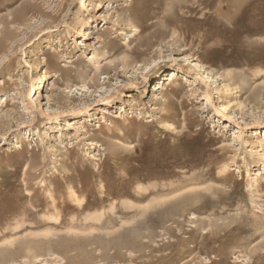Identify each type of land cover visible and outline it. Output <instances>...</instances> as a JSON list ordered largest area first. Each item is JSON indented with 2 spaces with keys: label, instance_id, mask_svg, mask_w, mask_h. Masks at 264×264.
Instances as JSON below:
<instances>
[{
  "label": "rangeland",
  "instance_id": "obj_1",
  "mask_svg": "<svg viewBox=\"0 0 264 264\" xmlns=\"http://www.w3.org/2000/svg\"><path fill=\"white\" fill-rule=\"evenodd\" d=\"M6 1L0 264H264V0Z\"/></svg>",
  "mask_w": 264,
  "mask_h": 264
},
{
  "label": "bare ground",
  "instance_id": "obj_2",
  "mask_svg": "<svg viewBox=\"0 0 264 264\" xmlns=\"http://www.w3.org/2000/svg\"><path fill=\"white\" fill-rule=\"evenodd\" d=\"M11 4H12V2L11 1H6V0H1L0 1V11H3V10H6V9H8L9 7H11ZM10 16H11V18L9 19V17H8V15H5V16H2V17H0V24L2 25V36L0 37V42L4 39V37L7 35V33H9L10 32V30H8L9 29V25H11V24H14L17 20H19V18H20V13H16V12H10ZM162 81V79H160L158 82H156V83H154V88H153V91L155 92V91H157V90H162V89H164V81L163 82H161ZM174 82V79L172 78L171 79V82H170V85H172V83ZM104 110V109H103ZM106 112H108L107 110H106ZM79 194V193H78ZM68 195V194H67ZM77 196V195H76ZM79 196V195H78ZM74 198V197H73ZM92 199V198H91ZM106 200V199H105ZM31 203V202H30ZM79 203V202H78ZM80 203H83V200L82 201H80ZM30 206V205H29ZM33 206V205H32ZM92 208V207H91ZM114 209H115V207H113ZM33 209H35V208H33ZM57 209V208H56ZM80 209V208H79ZM113 209V210H114ZM30 210V209H29ZM118 210H120V209H118ZM33 211V210H32ZM44 212V211H43ZM102 212V211H101ZM114 212V211H113ZM51 213V212H50ZM54 213V212H53ZM52 213V214H53ZM103 213V212H102ZM30 214V213H29ZM93 214V213H92ZM45 215V214H44ZM95 215V214H94ZM25 216V215H24ZM83 216V215H82ZM102 216H103V214H102ZM42 217H44V216H42ZM50 217H52V216H50ZM49 217V218H50ZM95 217V216H94ZM123 217V216H122ZM15 218V217H14ZM53 218H54V216H53ZM57 218V217H56ZM57 219H60V217L59 218H57ZM73 219V218H72ZM98 219V218H97ZM6 221V220H5ZM11 221V220H10ZM14 221V220H13ZM59 221V220H58ZM89 221V220H88ZM100 221V220H99ZM30 222V221H29ZM86 222V221H85ZM98 222V221H97ZM24 224V222H22L21 221V224ZM22 224V225H23ZM80 224V223H79ZM115 225V224H114ZM19 226V225H18ZM24 226V225H23ZM19 228H22V227H19ZM52 228H54V227H52ZM119 228V227H118ZM18 229V228H17ZM51 229V228H50ZM64 229V228H63ZM117 229V228H116ZM120 229V228H119ZM3 230V229H2ZM41 230H43V229H41ZM53 230V229H52ZM69 230V229H68ZM94 230V229H93ZM4 231H5V229H4ZM10 231V230H9ZM83 231V230H82ZM98 231V230H97ZM100 231V230H99ZM107 231V230H106ZM36 232V231H35ZM45 232V231H44ZM43 232V233H44ZM52 232V231H51ZM59 232V231H58ZM67 232V231H66ZM84 232H86V231H84ZM94 232V231H93ZM110 232V231H109ZM112 232H114L113 230H112ZM82 233V232H81ZM45 234V233H44ZM52 236V235H51ZM44 237V236H43ZM47 239H49L48 237H47ZM51 239V238H50ZM2 240V239H1ZM4 240V239H3ZM61 240H63V239H61ZM80 240H82V239H80ZM6 241V240H5ZM53 241V240H52ZM52 241H50V242H52ZM85 241V240H84ZM48 242V241H47ZM108 242V241H107ZM99 244V243H98ZM44 245V244H43ZM56 247V246H55ZM97 248V247H96ZM5 249V248H4ZM95 249V248H94ZM8 250H10V249H8ZM46 250H47V248H46ZM107 250V249H106ZM27 251V250H26ZM104 251V250H103ZM10 252H12V250L10 251ZM28 252H30V251H28ZM6 253V252H5ZM33 254V253H32ZM100 254V253H99ZM20 255V254H19ZM28 255V254H27ZM68 255V254H67ZM15 256H17V255H15ZM29 256V255H28ZM34 256H36V255H34ZM61 256V255H60ZM84 256V255H83ZM94 256V255H93ZM29 258V257H28ZM38 258V257H37ZM100 259V258H99ZM30 260V259H29ZM33 260V259H32ZM8 261V260H7ZM22 261V260H21ZM18 263H20V262H18ZM78 264V263H77Z\"/></svg>",
  "mask_w": 264,
  "mask_h": 264
}]
</instances>
